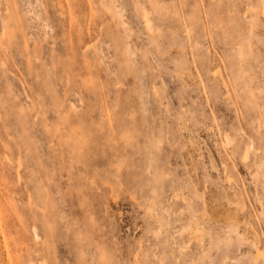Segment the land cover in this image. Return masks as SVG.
Returning a JSON list of instances; mask_svg holds the SVG:
<instances>
[{
	"label": "rangeland",
	"instance_id": "rangeland-1",
	"mask_svg": "<svg viewBox=\"0 0 264 264\" xmlns=\"http://www.w3.org/2000/svg\"><path fill=\"white\" fill-rule=\"evenodd\" d=\"M0 264H264V0H0Z\"/></svg>",
	"mask_w": 264,
	"mask_h": 264
},
{
	"label": "bare ground",
	"instance_id": "bare-ground-1",
	"mask_svg": "<svg viewBox=\"0 0 264 264\" xmlns=\"http://www.w3.org/2000/svg\"><path fill=\"white\" fill-rule=\"evenodd\" d=\"M147 15H148V14H147ZM147 15H144V17L146 18V23H147V26L149 27V26H150V22H149L150 20H149V18H148L149 16H147ZM150 27H151V26H150ZM35 48H36V47H35ZM38 49H39V48H36L37 52H39ZM35 53H36V52H35ZM39 53H40V52H39ZM249 150H250V149H249ZM246 153H247V152H246ZM247 155H248V154H247ZM247 158H248V157H247Z\"/></svg>",
	"mask_w": 264,
	"mask_h": 264
}]
</instances>
